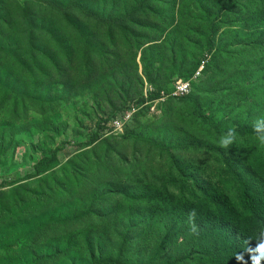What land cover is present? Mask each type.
<instances>
[{
  "label": "rangeland",
  "instance_id": "obj_1",
  "mask_svg": "<svg viewBox=\"0 0 264 264\" xmlns=\"http://www.w3.org/2000/svg\"><path fill=\"white\" fill-rule=\"evenodd\" d=\"M113 1L120 3H91L111 12L112 6L106 4ZM126 8L129 5L123 1L114 10L117 18L124 15ZM101 12L105 15L104 10ZM262 16L264 0H154L138 20L145 24L142 32L148 40L143 39L146 42L142 44L139 39L136 44L128 34L133 28L128 22L125 27L113 29L119 42L109 44L107 52L116 54L119 64L128 67L129 73H139L144 85L133 79L117 87L108 83L104 87L107 92L116 90L109 100L102 95L100 85L89 83L80 94L63 98L64 102L59 89L52 87L47 96L52 102L45 108L32 105L19 94V99H6L0 91L1 100L5 97L6 101L0 105V194L17 183L24 191L37 194L26 196L24 202L30 201L29 208H36L38 220L52 230L51 252H64L62 258L52 260L53 264H67L64 261L68 260L72 261L68 264H98L102 254L111 258L132 237L133 245L117 264H193L181 262L190 250L191 234L179 231L167 239L170 218L135 216L137 210L130 208L129 202L125 204L116 193L117 184L106 177L114 169L137 167L146 169L145 176L153 184L163 176L154 165L173 168L184 162H210L216 154H211L209 148H214V144L218 148V138L226 128L252 126L255 119L264 117V72L258 70L264 67ZM105 39L100 35L85 48ZM160 67H164L161 75L170 78L172 88L195 75L192 96L186 100L176 98L174 102L165 97L148 100L150 110L144 112L139 97L131 100L119 92L139 91L144 96L162 92L161 79L156 77ZM172 88L169 84L166 92ZM16 100L18 110L12 115L11 105ZM124 104L131 109L119 111ZM163 114V120L154 121ZM118 115L122 118L117 119ZM155 136L167 151L161 157L155 152ZM237 141L235 144L241 149L258 145L251 139ZM45 156H55L63 170L58 165L36 177L33 166ZM79 163L89 165L79 168ZM97 163L101 170H96ZM55 175L67 179L58 182ZM46 180L54 182L47 185ZM8 198L12 201L1 203L0 216L14 219L19 215L17 203L22 200L16 194ZM97 198L101 214L91 216L86 211ZM85 220L90 223V231ZM135 224L140 228L132 230ZM18 244L20 249H26L21 241ZM28 244L34 246L32 242ZM76 244L81 247V256L78 250L74 254L68 251ZM89 245L98 250V259L87 252ZM19 258L0 253V264H20Z\"/></svg>",
  "mask_w": 264,
  "mask_h": 264
},
{
  "label": "trees",
  "instance_id": "obj_2",
  "mask_svg": "<svg viewBox=\"0 0 264 264\" xmlns=\"http://www.w3.org/2000/svg\"><path fill=\"white\" fill-rule=\"evenodd\" d=\"M123 1L129 8L124 9V15L117 18V14L114 13ZM153 1L118 0L120 3L113 1L106 4L112 6L111 12H107L102 6L92 4L91 0H0V91L5 93L6 99L12 97L19 99L17 96L19 94L27 97V101L32 105L45 108L52 102V98H47L52 87L59 89L61 101L64 102L63 98L80 94L89 83L100 85L102 95L109 100L113 99L116 90L107 92L105 85L115 83L117 87L118 84H128L133 80L144 85L143 77L139 73L135 71L133 74L129 73L126 70L128 67L119 64L116 54L107 52L109 44L111 46L119 42L113 29L125 27L128 22L133 24L128 34L136 44L139 43V39L142 44L148 40L142 32L145 24L138 20L143 13L145 15L146 9ZM102 10L105 11V15ZM105 28L112 31H105ZM100 35L106 38L101 44L97 40L98 45L85 48L86 44H93L92 40H96ZM98 46L101 48H97ZM111 56L114 58L110 61ZM163 68H157L160 73L156 77L161 79L160 91L166 92L169 84L170 88L172 87L170 78L166 74L161 75ZM258 70L262 73L264 67ZM194 76L193 79L187 77L181 80L191 86L189 94L184 96H174L175 87L164 96L159 91L150 93V96H144L143 92L124 89L119 92L131 100L139 97V103L144 106V112H147L150 110L148 100L165 97L167 101L174 102L176 98L178 100L190 98L194 90L192 89ZM261 77L264 82V75ZM149 78L152 84V75H149ZM4 98L2 100L0 98L1 107L6 103ZM18 103L16 100L11 105L12 115L17 112ZM130 109L124 104L119 111ZM117 117L122 118L120 115ZM164 118L163 114L154 121H161ZM199 118L203 120L200 116ZM235 127L238 132L237 138L255 140L251 126ZM153 145L157 156L167 154L156 136ZM245 147L249 149H241L235 144L226 150L219 146L217 148L214 144V148H209L211 154H216L210 160L211 163L184 162L173 168L154 165L153 167L159 169L163 176L153 184L145 176L146 169L137 167L114 169L106 179L117 184L115 186L118 188L117 195L125 200V204L127 202L132 204L130 208L137 210L135 216L143 219L156 215L168 220L170 218L167 239L172 237L169 234L179 231L191 234L190 250L187 249L181 262L243 264L236 259L238 254H243L247 264H251L246 250L255 246L256 229L264 222V147L256 144ZM51 156H45L43 160L36 162L33 166L34 176H41L59 165L56 157ZM127 160L126 157L125 162ZM84 164L89 165L79 163V168ZM60 168L63 170V166ZM96 170H101L98 163ZM54 177L58 182L67 179V176L63 175ZM53 182L46 180L47 185ZM8 190H3L5 192L0 194V205L4 200L12 201L8 196L13 194L21 198L22 202L18 204L15 201L19 211L16 218L7 219L0 216V253L9 257H20V264H53L52 260L55 257L62 258L64 252L61 254L51 252L52 230L48 229L46 223L38 220L36 208H29L30 201L24 202L26 196L37 194L31 190L24 191L18 183ZM99 202V198L94 200L86 213L91 216L101 214L98 209ZM192 209L197 213L194 223L198 234L191 232L188 221V213ZM139 226L135 224L131 228L133 230L140 228ZM85 227L90 231L88 220H85ZM140 231L141 229L139 233ZM134 239L135 237L128 238L120 251L111 258H104L109 254H102V260L98 264H117L122 256L127 255ZM20 241L26 246L25 250L19 248ZM39 241L45 242L40 244ZM28 242L34 243V246ZM12 244L18 245L11 246ZM76 248L71 246L68 251L74 254L78 250L80 255L81 247L76 244ZM87 252L92 258L95 255V260L98 259V250L94 246L89 245ZM64 262L68 264L72 261Z\"/></svg>",
  "mask_w": 264,
  "mask_h": 264
},
{
  "label": "clouds",
  "instance_id": "obj_3",
  "mask_svg": "<svg viewBox=\"0 0 264 264\" xmlns=\"http://www.w3.org/2000/svg\"><path fill=\"white\" fill-rule=\"evenodd\" d=\"M181 82V81H180ZM177 85V84H176ZM252 133L255 140L260 147H264V117H259L252 122ZM238 137L236 127L231 126L226 128L218 138V146L222 149L228 150L235 145ZM197 213L195 209H192L188 213V221L190 224L191 232L197 233V227L194 223ZM198 234V233H197ZM251 264H262L264 262V222L256 229L255 246L248 247L246 250ZM236 259L242 261L243 264H247L244 260L243 254H238Z\"/></svg>",
  "mask_w": 264,
  "mask_h": 264
},
{
  "label": "built area",
  "instance_id": "obj_4",
  "mask_svg": "<svg viewBox=\"0 0 264 264\" xmlns=\"http://www.w3.org/2000/svg\"><path fill=\"white\" fill-rule=\"evenodd\" d=\"M190 92V84L188 82H178L175 86V93L174 96H184L189 94ZM116 125L119 126L120 123L116 122Z\"/></svg>",
  "mask_w": 264,
  "mask_h": 264
}]
</instances>
